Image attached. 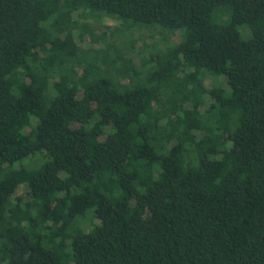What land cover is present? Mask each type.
<instances>
[{"label": "trees", "instance_id": "16d2710c", "mask_svg": "<svg viewBox=\"0 0 264 264\" xmlns=\"http://www.w3.org/2000/svg\"><path fill=\"white\" fill-rule=\"evenodd\" d=\"M77 10L180 39L124 65ZM0 264H264V0H0Z\"/></svg>", "mask_w": 264, "mask_h": 264}, {"label": "rangeland", "instance_id": "374dc122", "mask_svg": "<svg viewBox=\"0 0 264 264\" xmlns=\"http://www.w3.org/2000/svg\"><path fill=\"white\" fill-rule=\"evenodd\" d=\"M72 18L78 24H83L85 26V28H75L77 33L78 31L82 32V30H84V32H88H86L82 39L81 45L83 49H89L90 51L101 49L104 43L103 40L108 37L107 39L110 42L107 50H109V52L112 50L111 44H116L119 48L126 51L128 50L127 53L124 51L126 56L123 64L128 66L130 65L128 59L126 58L128 56L130 57L131 62L135 66H138V68L142 61L148 62V59H150L151 56H153L154 61H156V58H158L160 61L166 59L167 50L180 39L178 36V31H171L170 29L164 28L159 24H133L131 21H124L121 19L119 20L98 15L94 11L88 12L87 10H77L73 13ZM246 27L247 26L245 25L238 26V30L243 38H247L249 36V31ZM245 28L247 29V32L244 30ZM89 32H92L94 36ZM104 33L106 38L103 37L102 39L101 37ZM96 35L101 36L98 38L95 37ZM91 37L95 39L98 38L99 40L96 39L97 41H92ZM98 60L101 61V58L98 57ZM106 60H112V55L110 53L106 56ZM77 70L80 72L81 68H77ZM122 79L124 82L128 81L127 77ZM223 80L224 79L221 75L214 76L211 74H205L203 78V84L205 89H210L213 84H221ZM203 98L205 99L206 103L210 101L207 95H205ZM184 105L186 108L191 107L190 103H184ZM170 118L174 119V116H171ZM26 164L27 166L33 165L32 161L30 160H27ZM19 165L20 164L18 163L17 166ZM17 193H20V189ZM79 220H81V222H88L92 220L93 222L95 217L93 214H86Z\"/></svg>", "mask_w": 264, "mask_h": 264}]
</instances>
